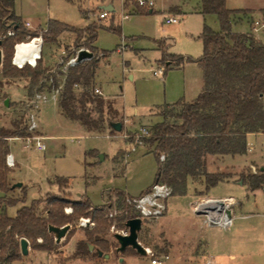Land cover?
<instances>
[{"label":"rangeland","instance_id":"1","mask_svg":"<svg viewBox=\"0 0 264 264\" xmlns=\"http://www.w3.org/2000/svg\"><path fill=\"white\" fill-rule=\"evenodd\" d=\"M101 1L108 0H14L17 13L31 19L35 26L42 27L33 31L35 33L44 32L49 20H59L74 28H84L90 23L98 25L95 45L109 52V57L106 63V57L101 56L104 52L97 50L100 70L96 76L97 81L94 79L90 88L93 95H97L94 87L100 86L104 95L119 99L116 102V99H105L102 96V116L104 119H112L111 122L122 123L120 131L111 128L107 121L102 132L89 131L80 123L64 118L58 104L52 100L53 89L64 81L61 59L65 61L78 47L90 48L83 38L77 39V35L73 42H70L69 36L62 37L66 40L61 39V44H58L57 39L55 42H43L40 58L34 66L40 67L43 76L31 90L28 89V77L7 75L0 64V126L15 130V123L20 121L19 128H22L28 123L29 114H34L37 126L25 134L29 137L42 136L41 142L45 145V149L39 151L35 143L25 146V138L7 140L8 152L15 159L14 166L5 164L9 169L8 182H20L22 186L15 188L13 195L0 192V197L19 198L16 204L6 206V214L15 216L21 204L29 205L34 199L43 198L46 193L56 194L63 200L53 203L50 208L67 216L63 225H69L58 243L55 242V234L49 231L46 238L38 236L27 240L28 253L21 255V259L14 264H151L149 256L139 254L131 247L125 249V255L116 252L118 243L113 233L122 228L120 219L127 215L128 208L135 212L124 201L127 195L124 193V196H118L115 190H124L130 196H138L150 188L155 181L157 159L154 153L148 152L153 148L148 138L152 126L163 120L158 115L162 108L158 106L180 101L185 92L183 100H191L198 95L202 85V70L194 62H187L183 67H172L160 76H154L152 71L162 66L158 61L161 50L156 40H168L171 52L196 58L202 54V42L198 34L203 25L219 30L220 24L215 14L203 15L194 10L199 5L198 0H152L153 12L146 14H138L145 9L140 8L135 0H125L124 6L135 12L127 18H123L126 11L121 8V0H110L114 11L108 17L99 19L97 14L106 10L102 7L107 5ZM177 5L180 6L179 12H176L180 18L178 23H165L163 17L173 15ZM111 24H116L117 30L108 29ZM247 34L252 37L254 35L250 32ZM26 37L24 39L27 40ZM119 45L120 51L125 48L124 45L127 46L126 50L118 52L116 47ZM62 47L65 54L62 53ZM1 51L3 61L6 56ZM10 66L17 68L12 64ZM61 90L54 93L57 101ZM74 90L79 94V87L74 86ZM36 93L45 94L48 98L34 108L31 100ZM108 102L112 103V109L107 106ZM86 107L90 117H100L93 109L95 103H87ZM141 127L147 128L148 134L137 137ZM263 141L264 133L248 137V143L255 150L235 157V161L229 157L207 155V170L224 172L229 177L209 188L198 177L194 179L195 186L187 181L184 194H171L168 197L164 214L142 222L138 231L141 245L151 248L155 256L168 254L169 241L174 250L182 252L191 251L197 246L200 250L198 263L203 264L209 255L204 242L210 226L204 223L201 214H195L192 209L196 197L233 196L245 201V187L236 182L241 174L252 172V166L256 169L264 166ZM116 152H120V155L128 153V156L114 163L113 155ZM79 194L84 195L94 206H105L103 211L95 214L96 220L72 213L73 205L70 202L77 200L75 198ZM262 194L260 190L254 194L255 197L253 194L248 195L249 202L257 201L259 207L256 211L264 210ZM43 206L44 203H40L38 215L46 217ZM109 212H112V216ZM98 227L105 228L96 236L107 241L109 258L98 256L93 249L85 259H69L76 243L85 240V231ZM36 244H45L47 248L41 249ZM164 264H169V261Z\"/></svg>","mask_w":264,"mask_h":264},{"label":"trees","instance_id":"2","mask_svg":"<svg viewBox=\"0 0 264 264\" xmlns=\"http://www.w3.org/2000/svg\"><path fill=\"white\" fill-rule=\"evenodd\" d=\"M144 9L142 14L153 12L152 8ZM176 9L178 10L174 8L173 11ZM194 10L203 15L215 14L220 24L219 30L203 25L198 36L202 42V54L199 57L168 53L162 43L158 42L161 50L159 62L165 64V70L170 65L196 62L203 72V88L191 102L181 100L158 106L162 108L158 115L163 120L152 126L148 138V142L153 145L150 151L157 159L154 182L166 183L171 187L172 194H184L188 178H203L206 188L223 181L229 175L208 171L206 156L245 155L247 134L264 133V44L247 33L231 30V23L246 17L247 12L226 8L225 0H199V5ZM9 29L15 31L13 36L6 35ZM97 29L98 25L95 23L78 29L57 20H49L44 32L35 33L28 30L14 15L12 0H0V47L7 57L2 61L3 69L10 76L28 77L29 90L38 85L43 72L40 67L24 65L14 69L10 66L16 42L28 35H41L43 42H55L59 34L67 30L74 32L77 39L83 38L84 43L90 46V58L69 67L66 72L63 71L64 81L58 106L67 119L80 123L89 131L102 132L105 121L111 122L112 119L103 118L104 101L100 96L93 95L90 88L99 59L97 50L92 45L97 38ZM108 29L117 30L112 26ZM108 54L109 52H104L102 56L106 57ZM74 84L80 88L79 94L75 92ZM87 103H95L93 109L99 114V118L89 116L86 111ZM107 106L112 109V103L108 102ZM114 113L117 114L115 108ZM20 124V121L15 123V130L0 126V192L4 194L11 189L7 176L9 169L5 165L7 140L28 133V123L22 128H19ZM161 154L164 155L163 162L159 161ZM239 182L250 191L261 189L264 186V166L257 168L256 172L241 174ZM115 193L124 196L120 190H115ZM62 200L56 194L46 193L43 198L21 206L15 216L10 217L5 208L16 204L19 198L0 197V264H11L21 259L19 242L22 237L26 240L38 236L46 238L49 225L60 226L66 222L67 216L50 208V205ZM40 203H44L42 210L46 217L38 215ZM70 203L73 205V214L87 216L93 221L96 220L95 214L105 208L103 205H92L84 195ZM127 211V215L120 219L121 225L137 216L130 208ZM104 229L98 227L85 231V240L76 243L69 259H85L90 254L89 245L93 246L98 256L99 251L107 253V241L96 236V233ZM36 245L41 249L47 248L45 244ZM117 253L125 255V250Z\"/></svg>","mask_w":264,"mask_h":264},{"label":"crops","instance_id":"3","mask_svg":"<svg viewBox=\"0 0 264 264\" xmlns=\"http://www.w3.org/2000/svg\"><path fill=\"white\" fill-rule=\"evenodd\" d=\"M12 1H13L14 15L16 17H18V19L23 24L28 22V26L26 27L27 29H29L31 31H35V30L42 28L40 25L38 27L35 26L32 23L31 19L23 18L20 13H17L15 8H14V0H12ZM124 2H125V0H121V8L123 11H126L125 14H128V16H130V14H134L135 12L132 11L133 10L132 8L124 6ZM101 3L107 4V5H104V6H106V8H104V9L107 10L108 15L106 17H108L110 15V12L114 11L113 4L110 0H108L107 2L101 1ZM225 6H226V8L231 9V10H244L247 12L246 17L238 18L236 21L232 22V23H236L235 25H232V23H231V30L233 32L248 33V32H250V20L252 18L264 17V0H225ZM100 7H102V6H100ZM110 7L112 9H110ZM197 7L198 6H196L195 8H197ZM174 8H178V10L177 9L174 10L173 15H178V14H176V12H179L180 6L177 5ZM125 14H123V18L128 17V16L124 17ZM138 14H142V13H138ZM183 15H185V14H183ZM204 15H208V14H204ZM238 17H240V15ZM179 19H178V21H179ZM57 21H59V20H57ZM47 23H46L44 29L47 27ZM175 23H178V22H175ZM167 24H172V23H167ZM110 26L117 29L116 24H111ZM240 26L241 27L245 26V27L241 28ZM78 29H80V28H78ZM200 33H201V31L199 32L198 36L200 35ZM97 34H98V29H97ZM66 36L71 37L70 42H73L76 38V34L74 32L65 30V31L61 32L59 34V36L57 37L58 44H61L60 40L62 39V37H66ZM253 37L255 40H258L262 44H264V31L254 33ZM62 40H66V39L63 38ZM95 42H96V40L92 43V45L96 48V50H99L102 52H107L105 50L99 49L95 45ZM158 42H161L163 44V47L165 48L166 52L171 53V54H178V53H174V52L170 51L171 44L168 40H164V39L156 40L157 45H158ZM42 44H43V41H42ZM120 46L121 45L116 47V50L118 52H122L123 50H126V48H127V46L124 45L125 48L122 51H120ZM158 49H159V47H158ZM62 50H64L63 47H62ZM180 55L187 56L185 54H180ZM108 57H109V54L106 56V63L108 62ZM106 63H105V65H106ZM185 63H187V62H185ZM185 63H183L181 65H170V67L168 69H170L172 67H183ZM194 63H196V62H194ZM99 70H100V66L98 65V67L95 70V74H94L95 80H96V76H97ZM165 71H164V73H165ZM154 76H156V75H154ZM94 88L100 89L101 93L97 94L98 96H100V97L103 96L105 99H107V98L108 99H116L114 97L104 95L100 86H96ZM202 88H203V72H202V85L199 87L198 94L200 93ZM184 97H186V92L184 94ZM184 97H182V99H181L182 101L191 102L197 96L192 98L191 100H183ZM47 98L48 97L46 96V100H47ZM52 100L58 104L57 99H55V100L52 99ZM116 102H119V99H116ZM40 103H39V106H40ZM172 103H175V102H172ZM172 103H166V104H172ZM5 104L7 105L8 102H5ZM121 111H122V109H121ZM63 117L66 118L64 115H63ZM67 120L70 122H75V121H71L69 119H67ZM259 134H261V133H248L247 134V146L249 145L248 137L257 136ZM261 146H262V144H261ZM254 150H255V147L253 146L252 151L247 150V152H253ZM39 151H43V150H39ZM148 152H150V150ZM124 156L126 158L128 156V153L127 154L125 153V155H123V154L120 155V153L117 154V152L114 153L113 162L118 163L119 158L124 157ZM237 156L239 157L242 155H235L234 157L233 156H224V157H226V158L229 157L230 160L235 161L234 158ZM187 181H188V183H192V185L195 186L194 185V179L188 178ZM200 181L203 184H205L203 178H200ZM233 182H235V181H233ZM236 183L245 187V190L247 193L246 194V200L245 201H243L242 199L238 200V204L234 206V211H233L234 218H233L232 224L229 227H227V228H221V227H217V226L208 227V232L205 234L204 246L209 251V255L205 258L203 264H205V261L207 259H213L216 264H264V216L262 215L264 210L263 211L262 210L256 211V209H258V207H259L257 201L253 200L252 202H249V200H248L249 194L254 195L256 192L260 191L261 189H256L254 191H250L247 189V187L245 185L241 184L239 181ZM14 184H16V183H11V189L8 191L7 194L13 195L15 188H20L22 186V183H21V186H14ZM51 187L52 186H50L49 189ZM53 187H54V185H53ZM194 190H195V187H194ZM120 191H122L126 195H129V193L124 191V190H120ZM194 193H195V191H194ZM80 196L81 195L79 194L75 199H79ZM11 197L15 198V196H11ZM254 197H255V195H254ZM198 198L196 197V199H198ZM263 201H264V195H263ZM23 205L24 204H21V206H23ZM262 207H264V204ZM56 243H58V242H56ZM169 243H170L169 244V252L167 254L168 255L167 261H169V264H199L198 263V257H199L200 250L197 248V246L194 247L191 251L186 250V252H182V251L177 250V249L174 250L171 241H169ZM14 263H15V261L12 262L11 264H14Z\"/></svg>","mask_w":264,"mask_h":264},{"label":"built area","instance_id":"4","mask_svg":"<svg viewBox=\"0 0 264 264\" xmlns=\"http://www.w3.org/2000/svg\"><path fill=\"white\" fill-rule=\"evenodd\" d=\"M136 4L143 8H152L154 3L152 0H135ZM108 15L107 10H102L97 14V17L99 19L105 18ZM128 14H125L124 17H127ZM165 23H175L178 22V15H166L163 17ZM26 27L28 26V22L24 24ZM264 31V17H258V18H252L250 20V33H257ZM15 34V31L13 29H9L7 31L8 36H13ZM1 38V36H0ZM26 39H22L21 41H18L14 44V52L11 57V64L16 66L17 68H22L24 65H30L34 67L37 63V60L40 58V51L42 47V37L41 35L30 37L29 35L26 37ZM39 40L40 41V47H39V54L36 58H34V63H31L28 59H25L22 61V63L16 61V53H17V46L21 45L23 43H28L33 40ZM81 50H87L89 49L84 47H78L74 53L71 56H68L65 61L61 59V63H63V71L66 72L69 67H72L79 62L88 59L85 58L81 61L77 60L78 53ZM90 52V51H89ZM62 53L65 54V50H62ZM92 56V54H91ZM102 56V53H101ZM90 58V57H89ZM165 71V66L162 64V66L154 69L152 71L153 75L160 76ZM75 87H78L77 84H74ZM62 88V85H58V87H55L53 89V94L51 95L52 99H56V94L59 91V89ZM95 94H100L99 88H94ZM46 100L45 94H39L36 93L34 98L31 100V103L33 104L34 108H37L39 106L40 102H44ZM37 126L35 116L34 114H29L28 116V130H33ZM148 134V130L145 127H141L139 129V136H144ZM17 138H25V146H31L33 143H35V147L38 150H44L45 145L41 142L42 136H34L29 137L28 135L24 137H13L9 139H17ZM140 142V141H139ZM262 147L264 148V141L262 142ZM134 149V148H133ZM253 146L249 144L247 146L248 151H252ZM159 159L162 161L164 160V155L161 154ZM5 164L8 166H14L15 165V159L12 155V153L8 152L5 156ZM252 172H256L257 169L252 166ZM262 193L264 194V186L261 188ZM172 194V189L169 185H167L164 182L157 181L154 182L150 188L138 195V196H125L124 201L127 205L131 206L134 210L136 217H139L142 222L145 220H152L157 218L158 216H161L166 211V201L169 196ZM238 204V200L233 196H225V197H200L197 199V201L193 204V211L195 214H201L204 219V223L209 226H217L221 228H227L232 224L233 218H234V206ZM109 215L112 216V212H109ZM264 216V212L262 213ZM114 227V226H113ZM114 233H119L121 235H127L128 234V228L125 226V223L122 225V228L120 230H115ZM113 233V234H114ZM145 248V255L150 257V263L151 264H164L168 260V255L161 253L159 256H155L151 248L143 246ZM205 264H216L213 259H207L205 261Z\"/></svg>","mask_w":264,"mask_h":264},{"label":"water","instance_id":"5","mask_svg":"<svg viewBox=\"0 0 264 264\" xmlns=\"http://www.w3.org/2000/svg\"><path fill=\"white\" fill-rule=\"evenodd\" d=\"M103 8H106V6H103ZM110 9H112L110 7ZM1 44V43H0ZM91 57V52L87 50H81L78 53L77 60L81 61L85 58ZM2 63V51L0 47V64ZM111 128H113L115 131H120L122 128V123L120 122H110ZM100 157L103 156L100 154ZM14 186H21V183L18 182L14 184ZM142 220L139 217L130 218L125 222V226L128 228V234L127 235H121L119 233H114L113 237L118 243V247L116 248L117 252H123L127 247H131L134 249L137 253L145 255V248L141 243L138 241V231L141 229ZM69 229V225L65 224L61 227L49 225L48 231L53 232L55 234V241L59 242L61 237H63L67 230ZM20 246V253L21 255H26L28 253V241L25 238H21L19 242ZM89 249L92 250L93 246L89 245ZM100 256H103L104 258H109L108 253H102L101 251L98 252Z\"/></svg>","mask_w":264,"mask_h":264},{"label":"bare ground","instance_id":"6","mask_svg":"<svg viewBox=\"0 0 264 264\" xmlns=\"http://www.w3.org/2000/svg\"><path fill=\"white\" fill-rule=\"evenodd\" d=\"M40 41L33 40L28 43H23L17 46L16 61L22 63L25 59H28L31 63H34V58L39 54Z\"/></svg>","mask_w":264,"mask_h":264}]
</instances>
